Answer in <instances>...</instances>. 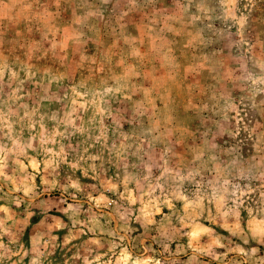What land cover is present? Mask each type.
<instances>
[{"label":"rangeland","instance_id":"obj_1","mask_svg":"<svg viewBox=\"0 0 264 264\" xmlns=\"http://www.w3.org/2000/svg\"><path fill=\"white\" fill-rule=\"evenodd\" d=\"M0 264H264V0H0Z\"/></svg>","mask_w":264,"mask_h":264}]
</instances>
